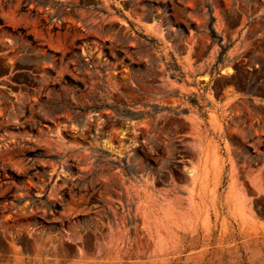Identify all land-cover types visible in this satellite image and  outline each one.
Instances as JSON below:
<instances>
[{
  "label": "rangeland",
  "instance_id": "obj_1",
  "mask_svg": "<svg viewBox=\"0 0 264 264\" xmlns=\"http://www.w3.org/2000/svg\"><path fill=\"white\" fill-rule=\"evenodd\" d=\"M0 264H264V0H0Z\"/></svg>",
  "mask_w": 264,
  "mask_h": 264
},
{
  "label": "trees",
  "instance_id": "obj_2",
  "mask_svg": "<svg viewBox=\"0 0 264 264\" xmlns=\"http://www.w3.org/2000/svg\"><path fill=\"white\" fill-rule=\"evenodd\" d=\"M211 34L214 38L217 37L216 31L211 27ZM221 41V38H219V42ZM59 208V206H57Z\"/></svg>",
  "mask_w": 264,
  "mask_h": 264
}]
</instances>
